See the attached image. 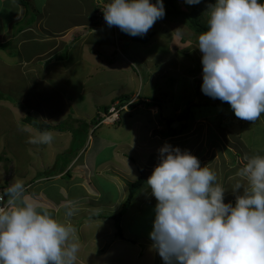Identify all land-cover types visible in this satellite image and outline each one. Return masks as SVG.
Segmentation results:
<instances>
[{
  "label": "rangeland",
  "instance_id": "374dc122",
  "mask_svg": "<svg viewBox=\"0 0 264 264\" xmlns=\"http://www.w3.org/2000/svg\"><path fill=\"white\" fill-rule=\"evenodd\" d=\"M37 1L40 4L42 0ZM55 1L59 6V15L63 19L55 18L50 23L51 26H60L61 23L65 25L69 21L81 23L85 20L82 15L84 5L83 7L79 5L80 0ZM201 1L204 4L199 5V22L208 27L207 22L211 12L209 5L215 4L216 0ZM91 2L92 13H89L91 20L88 19L93 24V28L88 25L69 31L70 35L76 34L74 38L79 39L77 43H73V46L68 45L61 49V59L64 62L56 63L55 67L49 66L43 83L36 85L31 82L29 89L23 93L22 89L25 86L13 89L0 88V95L7 99L0 100V193L15 181L16 178L14 179L13 176L17 175L7 176L10 181L6 182L5 171L11 162V158L9 160L7 158L10 156L8 153L18 158L17 155L21 154L22 147L18 142L28 137L35 138L40 134L23 122L27 116L45 125L61 124L62 130L73 136L72 141L67 145L63 140L61 152L59 146L62 142L56 140V136H53L52 143L47 146L34 144L35 150L30 156L31 162L41 160L44 163L40 166H45V163L51 162L48 161L49 154L53 151L57 158L54 169L60 170L73 158L74 151H79L77 157L84 156L85 137H91L89 151L96 148L97 145L94 143L96 141L93 140L100 137L102 142L109 144L108 146L116 144L117 147L113 151L117 149L119 159H122L123 163L134 165H130L127 173L118 168L114 171V174L123 176L121 184L124 187L130 186V182L136 181L141 174L138 167L139 159L141 158L143 162L149 160V155L163 143L161 137L154 135V132L166 128L163 120H175L176 116L188 108H191L190 115L194 117L193 122L189 123L191 136L183 135L184 132L170 139H174L172 142L178 146L184 141V137H188V143L193 148L191 154L207 143L210 146L213 144L218 146L211 147L206 155L207 160L204 159V163L209 162L211 165L207 167H216L220 170L222 166V169L228 170L235 165L237 158L245 163L243 156L264 154V114H261L254 123L241 120L235 116L227 102L213 99L202 92L203 54L198 48L199 34L179 20L161 18L146 33L151 35L147 43L134 42L130 39L131 35L121 31L119 27L107 25L103 10L106 9L109 0H91ZM176 5L186 12L191 10V5L185 3V0H176ZM89 6L85 7L87 13ZM28 9L30 10V6ZM28 16L30 19L33 14L29 13ZM93 29L99 31V36H90ZM110 38L112 41L109 43ZM96 40L101 41V44H97ZM44 65L46 64L43 63L41 66L45 67ZM25 98L27 102L24 101ZM125 103L127 105L121 108L119 105L115 106ZM104 107L109 108L108 118L100 122L105 117ZM33 108H38L36 110L38 112L32 111ZM112 108L114 111L111 112ZM76 116L79 119H75ZM175 121L171 126L176 129L182 123ZM23 127L24 129H20ZM233 135H237L240 140L236 139L237 137L233 139ZM207 145L204 147L206 151L209 148ZM6 149L9 151L7 152ZM92 152H88V158ZM105 155H108V151L101 152L99 159ZM220 159H223V163L218 166L217 160ZM36 164L38 165V162ZM214 164L217 166L214 167ZM201 165L203 167V163ZM17 168L19 170L18 165ZM108 169L112 172L114 170L113 167ZM63 179L67 180L68 177L64 176ZM222 179L221 185L226 191H232L239 181L235 178L227 182L224 175ZM27 185L29 184H25L26 191L29 192ZM106 186L105 182L103 188L105 189ZM108 187L107 194L112 192L111 185ZM52 190L54 189L51 188ZM117 196L111 194L109 197L113 202L119 198ZM109 197L107 195L105 199H110ZM224 201L229 202L230 198H225ZM156 203V200L146 204L139 203V212L130 221L129 227H139L138 231L143 236H149L155 219ZM88 250L89 255L84 254L82 258L88 261L86 264H93L92 257L97 251L93 244L88 245ZM155 261H157L155 264H165L163 259L161 262L160 257Z\"/></svg>",
  "mask_w": 264,
  "mask_h": 264
},
{
  "label": "clouds",
  "instance_id": "9594fccd",
  "mask_svg": "<svg viewBox=\"0 0 264 264\" xmlns=\"http://www.w3.org/2000/svg\"><path fill=\"white\" fill-rule=\"evenodd\" d=\"M209 7L207 30L198 37L201 90L254 123L264 114V0H216ZM103 13L109 27L142 37L164 17L165 6L163 0H109ZM53 139L44 131L28 142ZM158 153L146 181L157 201L149 236L165 264H264V156L244 157L237 173L242 180L232 188L243 194L233 204L224 202L215 171L201 167L195 155L168 143ZM26 189L16 180L0 193V203L7 198L0 204V264H75L76 229L30 202ZM65 208L67 217L76 214L71 203Z\"/></svg>",
  "mask_w": 264,
  "mask_h": 264
},
{
  "label": "crops",
  "instance_id": "0c3cea01",
  "mask_svg": "<svg viewBox=\"0 0 264 264\" xmlns=\"http://www.w3.org/2000/svg\"><path fill=\"white\" fill-rule=\"evenodd\" d=\"M40 2L41 3L38 4L39 2L37 0H27V6H22L17 4L14 0H0V88L9 87L13 89L19 87L24 88L25 86V88L22 89L23 93L29 89L31 82L36 85L43 83L47 77L46 72L48 67L52 65L55 67L56 63L61 64L64 62L61 59L63 47L68 45L73 46V43H77L79 38H74L76 34L72 36V34H69V31L73 29L77 30L80 27H88V25L93 28L89 16V13H92L91 0L79 1L81 7L84 5L82 15L85 20L81 21V23L69 21L65 25L61 23L60 26H51L50 24L55 18L63 19L59 15V6L56 4V1L42 0ZM86 4L90 5L88 7V13L85 11V7L88 6ZM29 6L30 10L28 9ZM29 13L33 14V17L30 19L28 18ZM86 13L88 15H86ZM92 31L91 37L99 36V31H94V29ZM110 41H112L111 38L109 43ZM95 42L101 44V41L96 40ZM43 63L46 64L44 65L45 67L41 66ZM41 68L43 69L41 70ZM20 97L25 96L20 95ZM24 101L27 102L26 98ZM24 101L21 102L24 103ZM37 109L38 108H33L32 111H36ZM75 119H79V117L76 116ZM55 125L58 124H54L53 126ZM15 128L17 129V127ZM20 129H24V127ZM50 132L53 133V136H56V140L59 139L60 142H62L59 146V148L61 147L60 152L63 149L62 144L66 142L65 145H67V143L71 142L73 139L72 134L67 131L60 133L56 131L57 134H55V131ZM10 133L12 135V132ZM191 134L192 132L188 130L183 135H188V137H190ZM214 135L216 136V133ZM188 137H184V141L178 146H175L172 142L174 139H170L171 137L167 139L161 138L163 143L155 149L153 154L151 153L149 155V160L143 162L141 158L139 159L138 167H140V172L145 175L152 174L154 167L159 163L158 149L165 143L173 147H179L181 151L186 150L191 152L193 148L188 143ZM232 137L234 139L237 135H233ZM29 139V137L24 138L22 141L18 142L22 146L20 149L21 154L17 155L18 158L8 153L10 156L7 158L8 160L11 158V162H9L10 164L5 171L6 182L10 181V176L17 174L13 176L14 179L16 178L15 181L22 180L24 184H29L27 185L29 187V192L26 191V195L30 202L38 203L46 208L57 220L73 225L76 229L74 234L75 242L80 245L75 264H86L88 262L83 260L82 255L88 254V245L92 246V244L97 251L94 257H92L91 262L93 264H155L157 262L155 260L160 256L158 252L151 247L153 241L150 239V236H143L141 232L138 231L139 227H129L130 221L134 219L137 212H139L138 204L141 202L146 204L156 200L155 197L152 196L150 189H148L147 184L143 185V187L136 192L134 199L125 212V214H127H124L125 216L122 215L120 219L121 234L119 235L117 230H115L116 227L113 218L122 210L123 204L128 196L129 185L124 187L121 184L123 176L121 174H114V171L118 168L127 173L131 167L130 165H133V163L125 164L122 162V159H119L118 152L116 151L117 149L113 151V149L117 147L116 144L108 146L109 144L102 142L100 137H96L93 141L97 142H94L97 146L94 150L90 149V151L93 152L88 158L87 154L90 152L88 150V145L91 141V137H85L86 140L83 144V146H86L83 152L85 153L84 156H79L72 161L70 160L69 163L60 170H55L54 163L57 158L56 153L53 151L49 154L50 158L48 161L51 160V162L45 163V166H40L44 163V161L41 162V160L37 161L38 165L36 164L37 162H31V152L35 149L33 148L34 144L28 142ZM185 139H187V141H185ZM236 139L239 138L237 137ZM234 143L235 142H233V144ZM206 145L194 150L193 153L200 160V163H203V167L210 165L209 162L204 163V161L207 160L205 157L211 150L210 148L218 147L214 144L212 146L208 144L207 147L209 148H207L206 151V148H204ZM6 150L7 152L9 151L8 149ZM40 151L42 152V149H40ZM107 151L108 155L99 159V154ZM262 156H264V154ZM39 157L41 158L40 155ZM211 159L212 157L210 160ZM222 160L223 159L217 160L219 161L218 166L223 163ZM241 160L242 159L237 158L236 161L238 162L235 161V165L231 166L228 170L222 169V166L220 170H218L215 167L217 165L214 164L215 168L211 167L210 169L215 171L217 183L221 185L223 175L227 178V182L235 178L239 181L242 180V178L237 175L244 163ZM17 165L19 166V170ZM111 167L114 169L113 172L108 169ZM230 169L232 171H230ZM119 173L121 172L119 171ZM140 175L141 174H139V177ZM64 176H67L68 179L64 180ZM139 177H137V179ZM105 182L107 186L104 189L103 184ZM134 182H130V185ZM244 183L245 186H247V182L244 181ZM109 185L112 187V192L107 194L106 191H109ZM51 188L54 190L51 191ZM111 194L114 196L117 194L119 198L112 202V199L109 197ZM242 194L243 188L235 193L233 191H225V198H230L229 202L234 204L236 196ZM107 195L110 199H106L109 201L105 199ZM224 202L229 203L228 201ZM70 203L76 207L77 211L74 216L69 218L65 215V205ZM160 259L161 262H163L161 257Z\"/></svg>",
  "mask_w": 264,
  "mask_h": 264
},
{
  "label": "trees",
  "instance_id": "16d2710c",
  "mask_svg": "<svg viewBox=\"0 0 264 264\" xmlns=\"http://www.w3.org/2000/svg\"><path fill=\"white\" fill-rule=\"evenodd\" d=\"M14 1L19 5L27 6V0H14ZM151 2L155 3V0H151ZM163 3L165 6V15L163 18L179 20L199 35L203 31L207 30V26H204L199 22V5L204 4V2L201 1L200 4L191 5V10L189 12H186V11L179 9L178 6L176 5V0H163ZM150 36H151L150 34H145L142 37L141 36H135V37L131 36L130 39L134 42H140V43L144 44V43L148 42V40L150 39ZM0 97H1L0 100L1 99L7 100L2 95H0ZM108 109L109 108L104 107L103 114L107 115ZM190 111H191V108L184 110L181 114L176 116L177 117L175 119L176 121L174 119L173 120L164 119L163 125H165L166 128L163 131L154 132L155 135L157 134L162 139H167L169 137H175L177 135H181L184 132L186 133L190 127L189 123L193 122V120H194V117L192 115H190V113L192 114V112H190ZM174 121L178 122V123H182V124H180L179 127L175 129L171 126ZM23 122L29 124L31 127H33L35 130H37L40 133H42L44 131L64 132V130H62V128H61V124H58L57 126H50V125L41 124L37 120L31 118L30 116H27L23 120ZM75 152L76 151L73 152L74 156L71 159V161L74 160L79 153V151H77L76 153ZM149 176L150 175H145L144 173H141L140 177L134 183H132L129 186V193H128V196H127V198L123 204L122 210L118 215H116L113 218L114 222H115V227L117 229V233L119 235L121 234L120 219H121L122 215H124L125 212L127 211L130 203L132 202V200L135 197L136 192L139 189H141V187H143V185L147 184L146 181H147ZM3 199H4V201L1 204L6 205L7 198L4 197Z\"/></svg>",
  "mask_w": 264,
  "mask_h": 264
},
{
  "label": "built area",
  "instance_id": "2783aa9c",
  "mask_svg": "<svg viewBox=\"0 0 264 264\" xmlns=\"http://www.w3.org/2000/svg\"><path fill=\"white\" fill-rule=\"evenodd\" d=\"M112 111H114V108H112V110H111V112ZM111 112H109V115H111ZM105 118H108V116H105L104 118H103V121L105 120ZM4 201V199L2 200V202ZM1 204V203H0Z\"/></svg>",
  "mask_w": 264,
  "mask_h": 264
}]
</instances>
